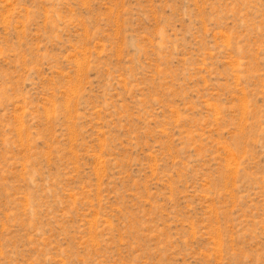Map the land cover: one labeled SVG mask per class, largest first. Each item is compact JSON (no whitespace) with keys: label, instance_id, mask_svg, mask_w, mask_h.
Returning <instances> with one entry per match:
<instances>
[{"label":"rangeland","instance_id":"1","mask_svg":"<svg viewBox=\"0 0 264 264\" xmlns=\"http://www.w3.org/2000/svg\"><path fill=\"white\" fill-rule=\"evenodd\" d=\"M0 264H264V0H0Z\"/></svg>","mask_w":264,"mask_h":264}]
</instances>
